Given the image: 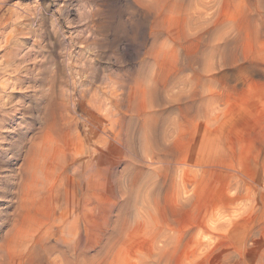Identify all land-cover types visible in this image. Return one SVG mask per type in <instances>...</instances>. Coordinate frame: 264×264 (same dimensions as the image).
I'll return each instance as SVG.
<instances>
[{
    "label": "rangeland",
    "instance_id": "rangeland-1",
    "mask_svg": "<svg viewBox=\"0 0 264 264\" xmlns=\"http://www.w3.org/2000/svg\"><path fill=\"white\" fill-rule=\"evenodd\" d=\"M0 6V264H264V0Z\"/></svg>",
    "mask_w": 264,
    "mask_h": 264
},
{
    "label": "bare ground",
    "instance_id": "bare-ground-1",
    "mask_svg": "<svg viewBox=\"0 0 264 264\" xmlns=\"http://www.w3.org/2000/svg\"><path fill=\"white\" fill-rule=\"evenodd\" d=\"M196 4H193L192 6H191V10H190V13H191V15H190V18H192V21H191V24L193 25V29H196V26H195V23H196V21H197V18H198V14H196V11H197V9H196V6H195ZM1 7V6H0ZM0 13H2V12H0ZM31 14V13H30ZM2 16L3 15H1L0 14V19H3L2 18ZM32 19H34V18H32ZM31 19V20H32ZM5 20V19H4ZM4 20H2V21H4ZM1 20H0V22H2ZM32 22V24H33V20L31 21ZM5 23V22H4ZM3 23V24H4ZM5 26V25H4ZM13 28H15V27H13ZM20 31V30H19ZM8 33H11V32H8ZM17 34V33H16ZM11 36V35H10ZM15 36V35H14ZM8 37V36H7ZM14 38V37H13ZM9 40H10V37H9ZM8 41V40H7ZM9 42V41H8ZM5 44H6V41H5ZM223 53H225V55H226V53H227V48H225V50L223 51ZM50 81V80H49ZM49 90V89H48ZM84 96V95H83ZM100 98V97H99ZM81 100H83V99H81ZM98 102H99V99H98ZM83 104V103H82ZM84 109H85V107H84ZM82 112H84V110L82 111Z\"/></svg>",
    "mask_w": 264,
    "mask_h": 264
}]
</instances>
